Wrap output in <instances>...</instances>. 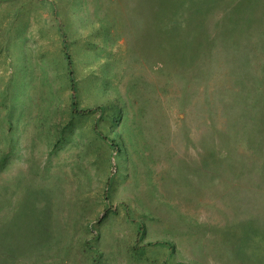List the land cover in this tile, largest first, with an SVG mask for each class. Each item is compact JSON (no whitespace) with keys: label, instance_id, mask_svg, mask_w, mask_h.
Returning <instances> with one entry per match:
<instances>
[{"label":"rangeland","instance_id":"1","mask_svg":"<svg viewBox=\"0 0 264 264\" xmlns=\"http://www.w3.org/2000/svg\"><path fill=\"white\" fill-rule=\"evenodd\" d=\"M0 264H264V0H0Z\"/></svg>","mask_w":264,"mask_h":264},{"label":"trees","instance_id":"2","mask_svg":"<svg viewBox=\"0 0 264 264\" xmlns=\"http://www.w3.org/2000/svg\"><path fill=\"white\" fill-rule=\"evenodd\" d=\"M69 67H70V65H69ZM70 76L72 77V72L71 71H70ZM73 84H74V82H73V79L71 78V91L72 92H74ZM104 139L107 140L106 138H104ZM165 245H168V243H166Z\"/></svg>","mask_w":264,"mask_h":264}]
</instances>
